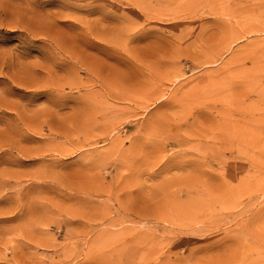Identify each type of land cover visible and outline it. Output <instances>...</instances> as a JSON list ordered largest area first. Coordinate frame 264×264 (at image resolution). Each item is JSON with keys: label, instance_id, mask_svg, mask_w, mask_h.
<instances>
[{"label": "rangeland", "instance_id": "1", "mask_svg": "<svg viewBox=\"0 0 264 264\" xmlns=\"http://www.w3.org/2000/svg\"><path fill=\"white\" fill-rule=\"evenodd\" d=\"M0 264H264V0H0Z\"/></svg>", "mask_w": 264, "mask_h": 264}]
</instances>
